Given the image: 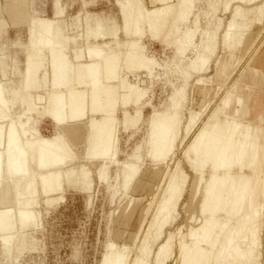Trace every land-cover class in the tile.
<instances>
[{
  "label": "bare ground",
  "instance_id": "bare-ground-1",
  "mask_svg": "<svg viewBox=\"0 0 264 264\" xmlns=\"http://www.w3.org/2000/svg\"><path fill=\"white\" fill-rule=\"evenodd\" d=\"M83 1L89 15L77 13L70 25L64 0H52L48 15L29 14L27 0H0V239L4 249H14L20 256L37 248L34 231L30 235L26 231L41 224L39 196L45 195L51 206L71 186L90 199L96 180L113 179L107 184L114 195L146 186L139 175L147 155L156 165L171 160L165 170L150 174L161 176V192L142 211L152 213L134 235L136 242L109 240L101 264H169L172 259L176 264H264V102L244 112H261L259 121L244 119L241 97L240 107H231L240 76L264 35L260 29L238 57L252 27L264 22V0L255 4L257 0H221L229 16L224 23L222 17L216 21L215 17L207 25L197 18L202 8L196 11L195 6L200 0H150L151 6L143 0H117L118 16L93 13L90 5L95 0ZM219 2L207 3L208 12L216 11ZM23 24L28 26V37L16 35L11 42L10 28L19 30ZM145 33L159 41V34L163 35L164 43L175 45L180 57L186 51L190 54L177 59L179 63L174 59L179 55L173 54V62L160 66L149 54L151 44L147 47L142 40ZM12 44L19 49L8 51ZM222 49L226 57L218 64ZM258 59L263 68L264 57ZM172 63L184 82H176L171 94L165 90L170 94L166 103L155 106L157 100L152 105L150 80L138 72L150 76L159 66L169 73ZM213 66L215 79L228 75L217 101L200 109L190 107L193 84L206 81L204 74ZM135 71L140 76L133 82L130 74ZM146 106L152 107L148 115ZM36 114L53 121L51 136L41 133ZM142 124L147 135L140 133H145ZM120 127L126 131L137 127L144 136L139 134L142 139L125 158L120 157ZM78 143L83 146L80 153ZM78 154L82 160L75 159ZM193 176L197 184L189 198ZM195 201L197 211L190 212ZM182 210L186 216L190 213L187 227L178 222ZM128 216L116 221L123 224Z\"/></svg>",
  "mask_w": 264,
  "mask_h": 264
},
{
  "label": "rangeland",
  "instance_id": "rangeland-1",
  "mask_svg": "<svg viewBox=\"0 0 264 264\" xmlns=\"http://www.w3.org/2000/svg\"><path fill=\"white\" fill-rule=\"evenodd\" d=\"M200 1H197L196 6H195L196 11L198 9L202 8V9H200L201 10L200 13L197 12V14L200 18L193 15L194 17L198 18V21L201 20L202 24L205 23V25H207L206 24L207 21L210 20V22H212V20H213V22H215L216 19L221 18V17H222L221 23H224V21H226V18L229 16V10L224 7V4L221 2V0L218 3L217 10L214 12L212 11L213 13L211 11L208 12V10L210 9L211 6L210 7L206 6V4L208 3L207 1H209V0H202L200 3V6H198ZM210 1L213 2V0H210ZM210 1H209V3H210ZM260 1L261 0H257L254 2V4L257 2H260ZM27 2H28L27 3L28 4L27 9L29 10V14L30 13H34V14L37 13V14H41V15H48V14H51V12H52V0H27ZM95 2L96 3H94L95 4L94 6L90 5V7L93 8L91 10V12H93V13L97 12L100 14L107 13L108 16H113V15L118 16L119 10H118V4L116 3L117 0H95ZM142 2L146 6L152 5L150 0H143ZM64 3L66 6V10H65L66 11V17L65 18L67 19V22L70 25H71V23L74 22L73 16L76 15L77 13H79L83 17H85L86 15H89V12H87L85 6L83 5V3H84L83 0H64ZM209 3L207 5H209ZM231 4H235V2H233ZM231 4H230V6H231ZM196 7H197V9H196ZM205 11H206V13H205ZM197 14L195 13V15H197ZM208 14H213V15L216 14V15L215 16L211 15V17H210V15H208ZM212 16H213V18H212ZM215 17H217V18H215ZM214 18H215V21H214ZM193 19L195 20V18H193ZM11 22H12V20L10 21V24H9L10 27H11ZM17 29L18 28L12 27L9 30L10 33L7 34V35H10L9 39L11 40V42H12V39L16 40V37L18 35L23 40H26V38L28 37V26L26 24L23 26V28H20L19 30H17ZM81 29H83V26L81 27ZM260 29H264V22L257 23L252 27V29L250 30V32L248 33V35L245 39L244 44L240 47V49L238 51V57L241 56V54L243 55L244 52H246V50L252 45V43L256 39V36H257ZM145 32L148 33V31H145ZM147 33L144 34L142 40L146 41L147 47L149 46V44H151L150 45L151 47L150 46L148 47L149 49L152 48L151 50L148 49L149 54L151 56L156 57L160 66H162L163 64H166L168 61H169V63H170V61L173 62L174 60H171V59H173L174 56H172V55L175 54V52L177 51V49H176V51L173 50L174 48H176V46L170 45L168 47L167 43L166 42L164 43L163 40H165V38L161 34H159L158 39H160V41H161V38H162V41H161L162 43L159 40H157V37L154 38L152 35H151L152 37L149 36L151 34L150 31H149L150 34L148 33L149 35ZM122 37H124V36H122ZM163 43H164V46L162 45ZM17 46L18 47H16V45L15 46L13 45V47H10L8 51L15 52L16 49H19V47H20L19 45H17ZM256 47H255L256 48L255 52L252 53L251 59L247 63V66L245 68L246 70L240 76L242 79H245L248 83L247 84L246 83L241 84L242 80L238 81L239 83L237 85V90L235 93L236 94L235 96H237L238 98L241 95L243 97H246L249 93H252L253 97L248 101L246 100L248 110L244 109L245 112H246V110L248 112H250V109H252L255 105H260L264 102V80H263L264 79V76H263L264 75V72H263L264 67L261 68L260 63L258 62L259 57H261V56L264 57V35L261 38V42ZM222 50H224V51H222ZM222 50L218 52V54H219L218 55V61H219L218 64L220 62H222V60L226 57L225 56V54H226L225 49H222ZM151 51H152V53H151ZM186 53L188 54L189 51L188 52L186 51ZM176 54L179 55V53H176ZM176 54H175V56H177ZM187 54H185V55L181 54V57L179 55V56H177L178 58L175 57L174 59H176L175 61H178L177 59H179V61H181V58L186 57ZM170 55H171V57H170ZM256 55H258V56H256ZM20 57L22 59H24V54L21 53ZM246 60H247V57L242 62V66L245 64ZM179 61L176 63H179ZM176 63L171 64L172 65L171 70H172V72L174 70V72H173L174 74H172V72H170L171 70L169 71V73H167L168 71L165 68H162V67L160 68L159 66H158V68H156L157 71L155 69V71L157 73L154 72L155 74H152V75L149 74L151 77L148 76V74L144 71H140V72L137 71L138 73H140L141 76L136 71H135L136 73L130 74L131 79L133 78V82H134V80H137L139 76L145 80L146 79L150 80V82L147 81V85H149V88H150L149 92L152 91L151 93H149V98H150L151 94H154L153 96H151V98H154V97L156 98V99L154 98L155 100L150 99V102L151 103L153 102L152 105L153 104L155 105L154 102H156L157 100L158 101H157L155 106H157V105L160 106L162 101H163L162 104H164L166 99H168L167 97L170 96V94H171V92L169 90L172 91L173 87L175 85H177V83L179 84V83L184 82L183 78H179L177 72H175V67H177L175 65ZM249 65H251V66H249ZM213 68L210 69L209 72L204 74V75L207 74L204 78V80H206V81H202L200 83H194L193 84V91L191 92V99H190L191 101L190 100L188 101V105L190 107H193L195 109H200V107L207 102L209 103L211 101L212 104H215V102L217 101L218 93L220 92V88L222 87V85L225 86L226 78L228 77V75L226 76V74H221V76L218 75L215 79V72H216L217 67L213 66ZM256 69H257V71H255ZM176 70H177V68H176ZM164 71H166V72H164ZM261 71L263 73H261ZM142 72L145 75H143ZM135 75H137V78ZM156 75H158V76H156ZM169 75H171L175 79H173ZM175 75L177 78L175 77ZM207 76L210 78H208ZM193 77L190 79V81L193 79ZM167 80H169V81H167ZM170 86H172L171 89H170ZM250 86L255 88L254 92H252L253 88H251ZM151 87H153L152 90H151ZM162 88L163 89L165 88V89L162 91ZM165 90L170 92V94L166 93ZM216 90H218V91H216ZM157 97L160 99H157ZM238 105L239 104H237V103H233L231 107L236 106L239 108L240 106H238ZM243 107H244V104H243ZM150 109L152 110V107H149V106L145 107V111L147 112L146 113L147 115H148L149 111H151ZM38 116H39V114L35 115V117H37V119L39 121V128H40L41 133L44 136H51L53 134V132H55V124L48 117L41 116V118H38ZM244 116H245L244 119H246L248 121L252 118L251 117L252 115H250V114L247 115V113ZM121 128L122 127L119 128L120 129L119 130V136H120V140H121L120 145H121V148L122 147L123 148L121 149L122 153H120V157L121 156L123 157V156H127L128 150H129V152H130V150L132 151V149L134 148L136 143L139 142L138 139H142V138H139V136L141 134L147 133L145 131L147 126L145 124H142V127H141L142 130L144 128L143 132H145V133H142V131L139 129L141 131L140 132L137 129V127L129 128V129H127V131L124 130L125 128H122V129ZM130 129H132V130H130ZM136 129H137V131H135ZM124 131H125V133H124ZM133 131H135L136 136L134 133H132ZM127 134H129V135L132 134L134 136H132L133 138L128 137L129 135L127 136ZM124 137H125V139L128 137L130 140H127V139L125 140ZM140 137H144V136L141 135ZM125 141L126 142L128 141V143H125ZM78 145L80 146V147H78L80 150L78 152L80 153L83 151V146L80 145L79 143H78ZM123 151H125L124 154H123ZM143 153H145V150L143 151ZM178 153H180V151ZM146 156H145V160L143 162L145 164H143L142 171L139 175L140 179L146 181L145 182L146 186H144L142 188H135L134 187L133 190L128 191V193L118 190V192L117 193L115 192V195H114L112 192L113 187H110V185H109L113 181V179H111L109 182L104 181L102 183H101V181L99 182V180H96V182L93 185L94 194L93 195L91 194L92 196L90 197V199H89L88 195L86 194V192L84 193L83 191H80L79 188H77V187L74 188L73 186L68 187L64 192V197L62 199H60L59 201H57L54 205H51V206L47 205L46 202L44 201L45 195H43V197L39 196L40 198H38V199H39L40 203L38 204V209L41 211V217H40V223L41 224L38 226V228L36 227L33 229L32 228L27 229L29 231H26V232H28V234L30 232L33 233V231H34V233L31 235L34 237L36 236L35 239L37 242V248H35L33 250H30V249H28L27 251L25 250L22 254H20V256H18L16 250H14V249H11L10 251L7 252L4 249V246L2 245V241L0 239V264H101L103 255H104L105 250H106V244L108 243L109 240H114L118 244H122L124 242L129 243V244H133L134 242H136V240H135L136 238L134 235L140 231L143 220H145L144 224H146L150 214L152 213V211H149V213L146 215L145 213H147V211L144 212V214L142 211L143 210L145 211L147 206L150 205V203L154 197V194H156L155 195L156 197L154 198V199H156L157 196L159 195V193L161 192V186L158 187V185L160 184V181H161V176H159V175L150 176V174H152L153 172H156L157 170H165L167 163H169V162L171 163V160H167L168 162H166L165 164L162 163V164L156 165L154 161H153L154 163L151 161L152 159L149 156H147V157ZM77 157L78 158L80 157V159H78V161L82 160L81 154H78V156H76L75 159ZM123 158H125V157H123ZM149 158H150V160H149ZM84 159H85V161H87L86 158H83V160ZM147 161H149V162H147ZM88 163H90V162H88ZM96 163H99V160H97L95 162V164L92 162L91 166L93 164H94L93 166H97ZM112 167H116V165H113ZM95 168L96 167H94L93 169H95ZM114 170L115 169L113 168V171ZM153 179H155V180H153ZM195 181H196V178H195V176H193V187H192V191L191 190L189 191V194H190L189 198H190V196H192V193L194 190L193 188L197 184V181L196 182ZM107 183H109V184H107ZM121 192H122V194H121ZM123 192H124V195H123ZM155 192H157V193H155ZM121 195H123V197H120L121 198L120 199L119 196H121ZM127 195H129V196H127ZM137 197H138V199H137ZM119 199H120V201H119ZM145 203H146V205H144ZM147 204H149V205H147ZM190 205H191L190 206V212H192L194 210H195L194 212H196L197 211V209L195 208L196 201ZM140 209H141V211H140ZM183 213L184 212L182 210V216L180 217L178 222L181 225H185L187 227V224L190 223L189 222L190 220H188V216L190 213L187 212V216H186V213L185 214H183ZM125 214L129 215L128 218L126 219L125 223L122 224V222L116 221L117 217H120L122 215L124 216ZM34 229H36V230H34ZM116 232H119L118 236L115 235ZM169 264H176V261L175 260L173 261V259H172V260H170Z\"/></svg>",
  "mask_w": 264,
  "mask_h": 264
},
{
  "label": "crops",
  "instance_id": "crops-1",
  "mask_svg": "<svg viewBox=\"0 0 264 264\" xmlns=\"http://www.w3.org/2000/svg\"><path fill=\"white\" fill-rule=\"evenodd\" d=\"M242 83H248L245 79H242V81H241V84ZM242 86V85H241ZM251 88H253L252 89V92H254V87H252V86H250ZM239 97H241L242 99H243V101H242V104H241V106H242V109H241V114H244V109H246V107H247V101L248 100H250L252 97H253V95H252V93H249L246 97H243L242 95L241 96H239ZM247 98V99H246ZM239 99H238V97L237 96H235L234 97V99H233V101H232V104L233 103H237V104H239V101H238ZM247 100V101H246ZM243 104H244V107H243ZM235 108H237L236 106H234ZM261 114V112L258 114V113H256V114H254V113H251L250 115H252L251 117V119H253V120H258L259 121V119H260V115ZM245 115V114H244Z\"/></svg>",
  "mask_w": 264,
  "mask_h": 264
}]
</instances>
